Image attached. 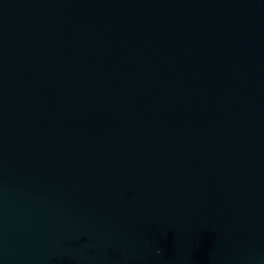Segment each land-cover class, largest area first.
Returning a JSON list of instances; mask_svg holds the SVG:
<instances>
[{
  "label": "water",
  "instance_id": "1",
  "mask_svg": "<svg viewBox=\"0 0 264 264\" xmlns=\"http://www.w3.org/2000/svg\"><path fill=\"white\" fill-rule=\"evenodd\" d=\"M0 264H264V0H0Z\"/></svg>",
  "mask_w": 264,
  "mask_h": 264
}]
</instances>
